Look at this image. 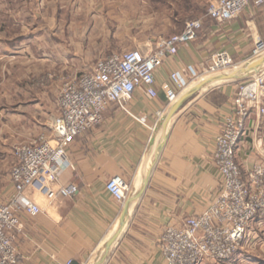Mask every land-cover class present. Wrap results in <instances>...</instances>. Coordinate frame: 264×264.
Listing matches in <instances>:
<instances>
[{
	"label": "crops",
	"instance_id": "obj_1",
	"mask_svg": "<svg viewBox=\"0 0 264 264\" xmlns=\"http://www.w3.org/2000/svg\"><path fill=\"white\" fill-rule=\"evenodd\" d=\"M50 3L53 22L34 25L33 34L15 41H0L7 54L19 50L13 54L24 66L30 62L21 86L2 93L1 164L11 157L8 149L15 151L50 131L65 83L89 72L102 58L153 46L169 34V20L165 29L163 23L160 29L156 25L149 29V14L130 0ZM258 39L264 41V7L251 5L226 23L204 19L198 38L180 46L157 71L156 98L143 89L137 91L130 114L111 105L103 122L69 149L71 167L62 172L56 188L76 186L78 192L51 202L36 196L42 212L22 215L24 228L16 239L18 264H166L160 247L163 231L203 212L221 187L214 163L215 139L231 114L239 85L264 69V53L252 58ZM123 44L127 48L121 50ZM222 50L234 58L237 69L192 83L169 106L165 89L173 87L170 75L178 71L189 78L190 69L207 66L211 55ZM258 62H263L259 68L248 70ZM159 112L163 113L158 116ZM134 117L146 118L147 124ZM236 161L245 181L255 164L264 163V118L255 113L246 122ZM9 168L6 164L0 170V199L12 190L13 166ZM116 176L132 185L131 197L123 204L106 190ZM143 188L142 196L131 202ZM200 264H264V219L250 224L231 260Z\"/></svg>",
	"mask_w": 264,
	"mask_h": 264
},
{
	"label": "built area",
	"instance_id": "obj_2",
	"mask_svg": "<svg viewBox=\"0 0 264 264\" xmlns=\"http://www.w3.org/2000/svg\"><path fill=\"white\" fill-rule=\"evenodd\" d=\"M251 5L262 8L264 0H210L204 17L188 21L181 33L161 38L151 49L147 46L102 58L89 72L64 84L58 99L59 115L53 119L50 131L14 151L12 190L0 199V264L19 263L16 239L24 228L22 215L34 217L42 212L36 196L51 202L60 195L72 197L78 192L76 186L56 188L62 172L71 167L69 149L75 140L98 127L113 104L130 114L129 104L137 91L143 89L156 98L157 71L167 58L177 55L180 46L198 38L204 19L233 21ZM263 53L264 41L258 39L252 58ZM237 67L234 58L222 50L211 55L207 66L190 69L189 78L173 72V87L165 89L168 105L175 103L192 83ZM253 113L264 118V69L239 85L231 114L215 139L214 163L222 179L213 202L181 226L171 224L163 231L160 247L166 264L229 261L239 250L250 224L257 218L264 219V163L255 164L245 181L236 161V148ZM134 118L147 124L146 118ZM106 190L123 204L131 197L132 185L116 176L107 182Z\"/></svg>",
	"mask_w": 264,
	"mask_h": 264
},
{
	"label": "rangeland",
	"instance_id": "obj_3",
	"mask_svg": "<svg viewBox=\"0 0 264 264\" xmlns=\"http://www.w3.org/2000/svg\"><path fill=\"white\" fill-rule=\"evenodd\" d=\"M209 1L130 0V2L136 3L139 8H142L143 13L149 14V29L151 25H156L160 29L162 23L165 29L166 21L169 20V34H165L166 37L180 32L188 21L202 18L206 14ZM50 2L51 0H0V41H15L19 36L33 34L30 29L34 25H44L49 23L50 20L53 22L50 12L52 4ZM69 14L73 19L75 14L70 10ZM126 48L127 45L123 44L121 50ZM151 48L152 44L149 43V49ZM10 51L12 53L7 54L5 49L0 48V102L5 97L2 96V93L21 86L22 77L27 74L24 69L30 63L29 61L26 62L27 64L24 66L20 63L22 61L19 60L18 56L13 54V51L17 52L19 50ZM57 99H59V96ZM6 153L11 157H7L3 164L0 163V170L2 167H6V164L8 168L15 164L14 151L8 149Z\"/></svg>",
	"mask_w": 264,
	"mask_h": 264
},
{
	"label": "water",
	"instance_id": "obj_4",
	"mask_svg": "<svg viewBox=\"0 0 264 264\" xmlns=\"http://www.w3.org/2000/svg\"><path fill=\"white\" fill-rule=\"evenodd\" d=\"M262 63H263V62L255 63L254 65L250 66V67L248 68V70L257 69V68H259V67L261 66ZM243 72H246V71L243 70L242 73H243ZM146 184H147V181L144 182L145 187H146ZM145 187H144V188H145ZM144 188H143V190H142L137 196H135V198H134L131 202H133V201L139 199V198L142 196L143 191H144ZM124 223H125V216H123V218L121 219V224L124 225ZM114 239H115V237L109 241V243L107 244L106 250H109V249H110V247L112 246V244H113V242H114Z\"/></svg>",
	"mask_w": 264,
	"mask_h": 264
},
{
	"label": "trees",
	"instance_id": "obj_5",
	"mask_svg": "<svg viewBox=\"0 0 264 264\" xmlns=\"http://www.w3.org/2000/svg\"><path fill=\"white\" fill-rule=\"evenodd\" d=\"M183 28H185V25H184V27ZM181 33V32H180Z\"/></svg>",
	"mask_w": 264,
	"mask_h": 264
},
{
	"label": "bare ground",
	"instance_id": "obj_6",
	"mask_svg": "<svg viewBox=\"0 0 264 264\" xmlns=\"http://www.w3.org/2000/svg\"><path fill=\"white\" fill-rule=\"evenodd\" d=\"M113 239V238H112Z\"/></svg>",
	"mask_w": 264,
	"mask_h": 264
}]
</instances>
